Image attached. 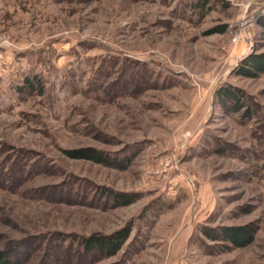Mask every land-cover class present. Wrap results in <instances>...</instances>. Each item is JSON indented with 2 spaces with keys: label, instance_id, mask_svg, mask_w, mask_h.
Masks as SVG:
<instances>
[{
  "label": "rangeland",
  "instance_id": "obj_1",
  "mask_svg": "<svg viewBox=\"0 0 264 264\" xmlns=\"http://www.w3.org/2000/svg\"><path fill=\"white\" fill-rule=\"evenodd\" d=\"M263 23L264 0H0V252L264 264V73L238 72ZM233 226L252 241L213 240ZM123 227L114 254L85 250Z\"/></svg>",
  "mask_w": 264,
  "mask_h": 264
},
{
  "label": "trees",
  "instance_id": "obj_2",
  "mask_svg": "<svg viewBox=\"0 0 264 264\" xmlns=\"http://www.w3.org/2000/svg\"><path fill=\"white\" fill-rule=\"evenodd\" d=\"M264 35V23L262 25ZM238 72L245 77H253L259 73H264V53L250 54L244 57L239 65ZM221 100L229 99L232 102H237L238 95L234 92L225 91L219 96ZM70 159H83L96 163H103V158L99 153L90 148H81L77 150L66 151ZM124 195H122L123 197ZM129 227H123L108 235H91L83 239L85 250H93L96 253H104L108 255L114 254L129 236ZM252 230H248L246 226L223 227L218 233V237L213 240H222L230 244L233 248H241L248 245L252 241ZM209 236L210 233H205ZM0 264H16L7 255L0 252Z\"/></svg>",
  "mask_w": 264,
  "mask_h": 264
}]
</instances>
